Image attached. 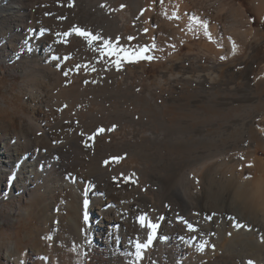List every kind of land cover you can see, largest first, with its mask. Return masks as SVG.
<instances>
[{
	"label": "rangeland",
	"instance_id": "374dc122",
	"mask_svg": "<svg viewBox=\"0 0 264 264\" xmlns=\"http://www.w3.org/2000/svg\"><path fill=\"white\" fill-rule=\"evenodd\" d=\"M49 1L27 2L29 7L17 8L16 14L25 17L29 10H35L34 36L50 29L73 35L56 51L62 58L72 57L69 68L75 83L43 79L48 87L47 104L58 119L49 129L52 150L44 148L40 163L41 167L46 162L51 166L46 170L53 175L50 184L53 186L48 193L37 191L33 204L27 193L0 188V264H244L242 258H250L257 251L248 241L239 242L231 249L219 248L222 235L218 226L231 219L250 225L264 221V210L243 206L233 198L239 187L236 175L246 168H253V179L259 175L264 177V130L256 129L254 133L247 126L252 118L255 121L264 118V0ZM17 3L20 7L24 4L23 0H0V9ZM191 3L211 5L207 10L211 15L194 17L197 14L189 6ZM9 16H4L7 25L13 22ZM155 19L158 24L153 31L149 23ZM76 28L118 42L126 49L147 47L154 59L123 63L117 71L113 66L116 57L103 55L99 59L78 53L77 47L87 43L91 54L93 50L102 54L101 45L90 44L77 36ZM209 28L217 32V38L206 37ZM17 32L18 29L12 30V40L19 57L15 60L10 56V61L0 59L2 123L24 120L32 111L26 104L30 93L35 91L34 98L38 94L32 78L20 74L27 67L22 56L31 49L33 40L30 36L19 40L21 35ZM37 65L44 66V63ZM69 121L73 123L71 128H68ZM101 128L105 131L98 133ZM87 135L97 138L96 144L91 146ZM130 141L139 144H123ZM82 156L86 159L85 166L81 164ZM253 157L260 163L263 161L262 173L256 162L252 163ZM99 166L109 169L107 177L117 176L125 181L131 178L135 181L133 186L148 193L150 205L139 206L148 224L158 225V214H163L165 231L173 234L177 226L181 231H190L193 223L198 232L208 234L210 243L202 252L194 247L180 250L172 246L171 258L167 256L168 249L159 243L160 246L151 247L144 259L138 261L119 255L112 259L97 248L94 252L87 251L78 239L79 199L72 198L69 207L64 205L58 188L71 186L78 174L84 172L94 175L89 185L99 184L97 180L102 174ZM127 189L121 192L133 190ZM170 190L187 194L200 190L202 196L195 200L185 197L188 203L194 204L188 209L177 197L170 200L164 196L163 192ZM54 222H59L61 227L56 234L52 233ZM144 228L142 225V231L138 230L139 236L143 235Z\"/></svg>",
	"mask_w": 264,
	"mask_h": 264
},
{
	"label": "bare ground",
	"instance_id": "6f19581e",
	"mask_svg": "<svg viewBox=\"0 0 264 264\" xmlns=\"http://www.w3.org/2000/svg\"><path fill=\"white\" fill-rule=\"evenodd\" d=\"M34 1L35 0H23L24 4L23 5L20 4V5H22L21 7L18 6V3H17L15 5L13 4V6L10 5L4 9L3 8L0 9V48L2 49V51L0 52V59H2L4 61H10V58H9L10 56H12V58L15 60L19 57V54H18L19 52H18V50H16V45L14 43V40H12L13 39L12 30L18 29L17 34L21 35L18 38L19 40L25 39V37L30 36L29 38H32L33 45H31V49L29 51L25 52L22 56L26 59L25 63H26L27 67L25 69H23L20 72V74H22L24 77H31L32 78L31 81L33 80L36 83V84H33V86H35L37 88L36 92L38 93L37 98H34L33 97L34 94L32 95V93L35 91L32 92V90H31L32 93H30L26 104H28L29 107H31L32 111L28 112V114L24 120H17V121L12 120L13 122L10 121L9 123L8 122L7 123L0 122V188L4 187V189H6L8 191H14V192L17 191L19 194H23V195H25L27 193L31 197L30 202L32 204L35 203L34 201L36 200V197H37V191L38 192L43 191L44 193H48L50 190H52L51 187L53 186V185L50 186V184L52 183V180H53V175H52V173H50L49 171L46 170L47 167L51 168V166L46 162V166L41 167L40 163H41L43 156L45 155L44 154V148H46L48 150L51 149V146L49 144V142L51 141L50 140V133L51 132H49V129L51 131L53 124L58 119L56 120L55 115H53L54 110L50 108L49 104H47L48 103V98H47L48 95L46 96L45 93L48 92L47 91L48 87L43 82V79H46L47 77H49V78H55L56 80H62L65 82H73V84L75 83L74 76L71 73V69H70L71 67L69 68V65H71V58L72 57L62 58V56H59V54L56 51V49H58V47L61 45V43L65 42V41L69 42L70 41L69 39H71L73 37V35H71V34L70 35H64L66 33V32L64 33V31L63 32L59 31V30L57 31V29H56V31H51V29H50V31H40L37 36H34V34L36 32V30L34 28L35 16H37V15H35V10H33V9L29 10L28 9L29 13H25V14H28L25 17L19 16L18 14H16L18 12L17 8H22V7L27 8V7H29L28 6L29 4H27V2L33 3ZM51 1H49V2H51ZM44 2L46 3V1H44ZM194 3H191L190 5L188 4L190 7L192 6L193 10H195L194 14H197L194 17L198 18L199 15H201V16H206V15L210 16L211 15L210 12L207 11L210 8H212L211 5H209V4L206 5L207 3L205 5L204 4H198L197 5ZM199 3H200V1H199ZM39 4H41V3H39ZM158 5H159V3H158ZM52 6H51V8H52ZM100 6H101V4H100ZM159 6H161V5H159ZM165 6H166V4H165ZM167 6H168V4H167ZM53 7H55V6H53ZM57 9L55 8V10H57ZM165 9H166V7H165ZM49 11H51V9ZM80 11H82V10H80ZM163 11H164V8H163ZM4 13L5 14L7 13V14L4 15ZM45 13H47V11ZM103 13H104V11H103ZM84 14H86V13H84ZM166 14H165V16H166ZM8 15H11V16H9V18L13 22H10L7 25L5 23L6 21H5L4 16L8 17ZM183 15L186 16L185 14H183ZM105 16H106V14H105ZM184 16L182 18H185ZM157 18H159V17L157 16ZM52 19H54V18L52 17ZM29 21H30V24H29ZM148 22L149 21H147V23ZM147 23H146V25H147ZM151 23L152 24L149 23V29L153 30L155 24L156 25L158 24V20H156V19L152 20ZM47 25H48V23H47ZM145 27H147V26H145ZM158 30L159 29H157V31ZM242 31H244V30L242 29ZM67 33H69V32H67ZM178 33H180V29L178 30ZM166 34H167V32H166ZM243 34H245V33H243ZM205 35L208 38H217V32L211 28L206 29ZM240 35H242V34H240ZM161 36H163V35H161ZM170 36H172V34ZM188 36H190V35H188ZM242 36H244V35H242ZM157 37H159V36L157 35ZM160 40H158V41H160ZM157 42H156V45H157ZM24 43H25V46H27L26 40H24ZM227 43L230 44L231 42H227ZM152 46H155V45L153 44ZM152 46H151V48H153ZM157 47H158V45H157ZM179 49H180V46L178 47V50ZM234 49H236V47ZM242 49H244V47ZM58 50L60 51V49H58ZM77 50H78V53L83 54V55L88 56V57H92L95 55L99 59H102L101 57L103 56V54L97 53V51H95V50H93L92 54H91L89 51V47H88L87 43L86 44L83 43V46L77 47ZM160 50H162V48ZM68 51H69V49H68ZM153 51H154V48H153ZM74 52H76V51H73V53ZM159 52H161V54H162V51H159ZM64 53H67V52H64ZM71 54H72V51H71ZM69 55H70V53H69ZM156 55H157V53H156ZM158 55H157V57H161L159 53H158ZM162 55L164 56V54H162ZM165 56H167V55H165ZM19 59L21 60V58H19ZM41 63H44V66H38L37 65V64H41ZM20 65H22V64L20 63ZM19 67H17V68H19ZM16 72H17V70H16ZM24 81H26V79ZM57 83H59V82H57ZM160 87H162V86H160ZM46 98H47V100H46ZM155 98H154V100H155ZM50 102H51V100H50ZM27 111H28V109H27ZM261 118H263V117H261ZM253 119L254 118H252L248 121V123H247L248 129L251 130L252 132H254V131L256 132V129L257 130H259V129L264 130L263 129L264 118H263V120L262 119L261 120L256 119L257 121H255ZM70 122L71 121H69V123H68V128L73 127V123L71 122L72 123L71 124ZM75 135H77V134H75ZM89 135H87L86 138H90L89 141H90V143H92L90 145L93 146L94 143L98 139L97 138L95 139V137L89 136ZM135 142L136 141H130V142H124L123 144H129V145L139 144L138 142H136V143ZM82 157L83 158H81V164L83 166H85L86 165L85 164L86 159L84 156H82ZM246 161H247V159H246ZM251 161H252V163L256 162L255 163L256 167L259 169V172L262 173V171L264 169L262 168L263 164H261V163H263V161H261V163H260L258 161V159L256 160L254 157ZM251 161H249V162L251 163ZM81 164H80V166H81ZM105 165H106V163H105ZM98 168L102 171L101 177L97 180L99 182V184H96L94 186L89 185V184H91L92 178H94V175H92L90 172L88 174L85 172L84 173L78 172L79 174L76 177V180H77L76 182L72 183L73 182L72 181V182H70V183H72L71 186H69V184H66V186H64V187L60 186L58 188L59 192L61 193L63 200H64L62 202H65L64 205L66 204L68 206V202L72 201V198L79 199V203H78V208H79L78 211L79 212L76 211L77 209L75 210L78 213V215L77 214L76 215L78 216V218H80V221H79L80 224L77 223L78 224L77 226H80L78 229L79 230L78 231L79 242H80V244H83V246L89 252H94L97 248L98 252L103 250L104 253L106 255H110L112 257V259H113V257L119 255L122 257L126 256V257H129L131 259L138 261L136 258L137 253H136V249H135V243L136 242L147 243L148 237L150 235H152V231H153L148 226L149 224L146 222L145 225H143V226H145V228H144L145 230L143 229L144 230L143 235H141V236L138 235V234H140V232H138V230L142 231V230H140L142 225L138 221V217L143 213L141 211V208H146V206H143V205H150V203H151L150 197L148 196V193L141 191L139 188L133 186L131 180L125 181L126 179L125 180H122V178L118 179L117 176L109 178V177H107L108 173H110L108 168L100 167V166ZM107 169H108V172H107ZM128 170L129 169H127V171ZM221 170H222V168H221ZM230 170H231V168H230ZM238 173L239 172H237V174ZM257 173H258V171H257ZM252 175H253V168L252 167H248L245 169L244 172H241L238 175H236V180L239 183V187L237 190L234 191L233 198L237 202H240L243 206L245 205L246 207L254 208L257 210L258 209L264 210V177L259 175L258 177H256L257 179H253ZM73 176H71V178ZM150 179H152L151 175H150ZM67 182L69 183V181H67ZM84 184H86V185L84 186ZM32 186H33V188H32ZM128 187H132L133 190H131L129 193H126L125 191L129 190V189H127ZM124 189H125V191L121 192ZM191 189H193V188H191ZM149 192L152 193L151 191H149ZM163 194L167 199H170V200L173 199L174 197H177L178 199H180L182 201L183 204H185V206L188 209L194 204L191 205V202L188 203L189 201L187 202L185 197H187L188 199H191V200H195L196 198H199L200 196H202V193L200 192V190L190 191L189 194L184 193L180 190H170V191L163 192ZM41 195L42 194H40V197H41ZM38 197H39V195H38ZM41 199H42V197H41ZM45 200H47V199H45ZM66 200H68V201H66ZM76 202H74V203H76ZM74 205L76 206V204H74ZM74 205H73V207H74ZM140 205L142 206L141 208L139 207ZM38 207L39 206H37V209H38ZM61 207H62V205H61ZM62 209H64V208H62ZM57 211H58V209H57ZM208 215H210V214H208ZM46 217H48V215ZM84 217H88V219L85 220ZM157 219H158L157 224L158 223L159 224H158V228L156 230V234L152 240L151 245L144 250V252L142 254V259H144L145 255L148 252H150L149 250L151 247L157 246V245H159V243L162 244L163 247H166V249H168V251H167L168 258H171L170 253L172 252V246H178L180 248V250L181 249L182 250H188L189 247H194V249H196L198 252H202L204 250L205 245L210 243L211 238L207 237L208 234L206 233L207 235L204 236L203 235L204 233L202 234L201 231L198 232L199 230L197 231V229H199V228L196 227V225L193 223L189 227L190 231H187V232L181 231L182 230V229H180L181 227L177 226L176 228H173V234H169L166 232L167 230L165 231V229H167V227H166V220L164 218V215L158 214ZM50 220H51V218L49 219V222H51ZM69 220H70V218H69ZM207 220L209 221L210 219H207ZM41 221H42V219H41ZM42 222L43 223L45 222L44 219ZM46 222H47V220H46ZM206 224H207V222H206ZM207 225H209V224H207ZM237 225H240V227H237ZM218 227L220 228L219 231L222 235V236L219 235L222 237V238H220L221 243L220 242H219L220 244L217 243L219 248H224L226 246L229 249H231V248H234L239 242L248 241L249 246H251L255 250V252L256 251L257 252L254 255H252L253 254L252 253L250 258H248L246 256L244 258H242V259H244V264H249V262H251V264H264V221L260 222L258 224H255V225L254 224L250 225V224H246L243 222H236V220L231 219L230 221H228V223H226L222 226H218ZM67 228H69V227H67ZM52 229H53L52 233H54V234H56L57 232H60L61 227H60L59 222H54L52 224ZM68 230H70V229H68ZM70 232H71V230H70ZM67 233L69 234V231ZM61 234H66V233H61ZM62 237H63V235H62ZM76 239L75 240L73 239L71 241H76ZM71 241H69V243H71ZM216 242H217V240H216ZM67 245H69V244L67 243ZM202 246H204V247L202 248ZM238 249H239V247H238ZM209 252L212 254V252H214V251H209ZM8 254H9V252H8Z\"/></svg>",
	"mask_w": 264,
	"mask_h": 264
},
{
	"label": "snow or ice",
	"instance_id": "6c2138e0",
	"mask_svg": "<svg viewBox=\"0 0 264 264\" xmlns=\"http://www.w3.org/2000/svg\"><path fill=\"white\" fill-rule=\"evenodd\" d=\"M101 7H105V5H101ZM206 27V25H205ZM147 31V30H145ZM74 33L87 40L90 44H99L101 47L99 48V51L102 52V54L106 57H116L115 64L113 65L117 71L121 70L123 63H139L141 60H149L151 61L154 59L151 55H149L150 50L147 47H144L142 49L134 50V49H126L121 46H119L118 42H115L113 40H106L100 36H97L94 33L88 32L85 29L76 28L74 29ZM64 35H70V33H65ZM133 39V37H129V40ZM116 43V47H113V44ZM95 71V69H93ZM104 129H98L97 132H104ZM119 159V158H116ZM131 180V178H127ZM132 183H135L134 180H131ZM85 220L88 219V217H84ZM231 219V218H230ZM138 221L141 223V225H144L147 222V217L145 215H141L138 217ZM153 231L152 235L148 237L147 243H135V249L137 253V260L142 259V254L146 248H148L152 240L156 234V230L158 228V225L156 224H149L148 225ZM237 227H240V225H237ZM204 246H202L203 248ZM251 264V262H249Z\"/></svg>",
	"mask_w": 264,
	"mask_h": 264
}]
</instances>
